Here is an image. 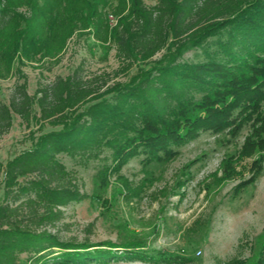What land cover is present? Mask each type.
Here are the masks:
<instances>
[{"label": "trees", "instance_id": "16d2710c", "mask_svg": "<svg viewBox=\"0 0 264 264\" xmlns=\"http://www.w3.org/2000/svg\"><path fill=\"white\" fill-rule=\"evenodd\" d=\"M70 43L99 51L101 61L114 51V73L125 79L114 80L105 70L85 74L77 65L38 82L29 94L22 66L49 73ZM11 77L16 81L8 101H0V137L17 115L28 129L29 145L0 160V264L117 258L202 264L190 249L148 251L136 239L96 244L60 237L63 208L88 193L78 171L59 155L80 169H94L90 196L109 208L118 195L125 202L158 199L149 191L156 166L203 133L214 142L234 143L248 126L237 157L263 151L264 0H0V80ZM140 154L144 176L128 179L122 164ZM207 157L189 160L184 165L189 174L182 176H193L192 168ZM242 167L227 163L213 179L219 184L241 177ZM254 172L245 186L259 173ZM185 180L176 179L169 191L180 193ZM199 217L184 234L187 247L199 244L208 227ZM217 264H264V231L248 256Z\"/></svg>", "mask_w": 264, "mask_h": 264}, {"label": "rangeland", "instance_id": "374dc122", "mask_svg": "<svg viewBox=\"0 0 264 264\" xmlns=\"http://www.w3.org/2000/svg\"><path fill=\"white\" fill-rule=\"evenodd\" d=\"M191 53L188 52L186 56ZM98 56L99 51L92 54L82 43H70L59 64L49 73L41 72L35 65L22 66L29 94L33 93L38 82L45 84L56 75L64 76L77 65L82 66L85 74L105 70L114 80L125 79L122 73L118 76L114 73L118 68L114 51L110 52L107 61H101ZM15 81L16 77L0 80V101H8ZM248 131L249 127L245 126L234 143H231L229 138L223 142H214L213 137L203 133L196 140L181 146L177 156L167 164L156 166L157 178L149 191H156L158 199L147 196L139 203L125 202L118 195L116 202L109 208L100 205L90 196L94 169H80L74 166L66 155H59V159L68 168L78 171L83 181V189L88 193L84 200L69 203L63 208L64 218L57 225L59 236L75 241L86 239L96 244L103 241L119 244L125 241V238L136 239L144 242L143 248L148 251L180 253L190 249L202 264H217L220 259L226 257L248 256L257 235L264 231V150L254 151L252 156L247 158L237 157L240 156L239 147ZM27 133L28 129L21 123L20 118L14 115L11 129L0 137L1 161L11 158L29 145L26 140ZM201 154L208 155L204 163L192 168L193 176L183 177V172H186L184 165ZM141 159L140 154L126 160L121 167L122 175L136 181L141 179L144 176ZM227 163L235 164L237 169L243 166V174L241 177L224 179L217 184L212 173L221 174ZM255 169L259 173L245 186V181L255 173ZM185 177L188 180H185L180 193L173 195L169 189L176 179ZM111 180L116 181L113 177ZM163 187L167 188L166 193H158ZM114 188V185L109 188L107 196ZM198 216L208 222V227L199 244L187 247L184 234ZM113 249L121 251V248ZM91 264L168 263H153L140 258H117Z\"/></svg>", "mask_w": 264, "mask_h": 264}]
</instances>
